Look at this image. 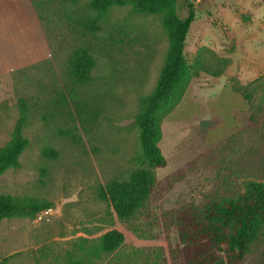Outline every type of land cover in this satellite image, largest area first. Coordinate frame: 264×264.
Listing matches in <instances>:
<instances>
[{
	"label": "rangeland",
	"instance_id": "374dc122",
	"mask_svg": "<svg viewBox=\"0 0 264 264\" xmlns=\"http://www.w3.org/2000/svg\"><path fill=\"white\" fill-rule=\"evenodd\" d=\"M190 1L195 20L186 39L188 62L201 57L213 66L214 56L231 62L220 77L195 74L164 115L159 146L167 163L154 168L149 201L123 222L98 188L142 165L135 116L140 98L156 85L168 46L159 17L116 7L91 30L85 23L97 14L88 0H35L46 56L7 69L15 51L27 46L14 10L0 3V147L22 117L20 101L30 141L19 167L0 177V193L53 203L35 219L0 221V264H63L81 243L91 246L112 228L126 238L100 264H175L170 251L182 246L173 223L179 207L237 197L247 182H264V0ZM187 12V1L178 0L180 17ZM80 48L96 60L84 84L68 74L69 57ZM45 148L58 156H44ZM263 251L264 229L242 264L258 263Z\"/></svg>",
	"mask_w": 264,
	"mask_h": 264
},
{
	"label": "trees",
	"instance_id": "16d2710c",
	"mask_svg": "<svg viewBox=\"0 0 264 264\" xmlns=\"http://www.w3.org/2000/svg\"><path fill=\"white\" fill-rule=\"evenodd\" d=\"M186 1L188 12L182 18L178 13V0H88L89 8L98 16L85 23L91 30L100 28L98 18L111 9L130 6L134 13L158 16L168 41L156 85L140 98V108L135 116L142 165L126 179H114L98 188L99 198L112 207L120 222L132 219L146 205L157 185L154 168L164 167L167 163L159 146L164 115L180 102L195 74L205 71L220 77L231 62L229 58L217 56L212 58L216 60L214 67H206L201 57L193 64L188 62L185 56L186 39L195 20V10L193 3ZM32 2L43 24L35 0ZM95 66L96 60L89 49H77L69 57V77L77 83H87ZM72 93L68 96L73 97ZM242 94L245 99L251 100L247 89L244 88ZM61 99L66 103L67 95ZM20 108L22 117L12 138L0 147V177L7 170L19 167L20 157L30 145L29 139L23 135L26 121L24 101H20ZM43 154L48 158L58 156L52 148H45ZM52 207L53 203L45 199L0 193V221L35 219L37 214ZM173 218L182 245L171 248L175 264L178 261L181 264H242L264 229V182H247L245 191L237 197L210 199L201 205L184 204L174 212ZM125 238L123 231L112 228L100 235L91 246L81 243L80 250L70 253L63 264H100L101 256L114 253ZM80 239L87 241L84 237ZM256 264H264V251Z\"/></svg>",
	"mask_w": 264,
	"mask_h": 264
},
{
	"label": "crops",
	"instance_id": "0c3cea01",
	"mask_svg": "<svg viewBox=\"0 0 264 264\" xmlns=\"http://www.w3.org/2000/svg\"><path fill=\"white\" fill-rule=\"evenodd\" d=\"M7 0H0L1 9L5 6H8L11 14L14 15V19L22 23V31L25 36L26 48L23 46L22 49L15 51V59L10 61L7 69L10 67L13 68H22L32 64L35 61V55L40 54L43 58L46 56L45 54V43L44 39L46 38L44 29L42 27L40 18L38 17L39 26L41 24V29L43 32H38L36 26V11L35 6L32 0H9V3H5ZM25 48V49H24ZM6 69V70H7Z\"/></svg>",
	"mask_w": 264,
	"mask_h": 264
}]
</instances>
